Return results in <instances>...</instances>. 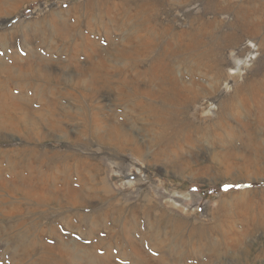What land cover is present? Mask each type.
<instances>
[{
  "label": "rangeland",
  "instance_id": "rangeland-1",
  "mask_svg": "<svg viewBox=\"0 0 264 264\" xmlns=\"http://www.w3.org/2000/svg\"><path fill=\"white\" fill-rule=\"evenodd\" d=\"M218 2L256 35L191 42L186 0H0V264H264V0Z\"/></svg>",
  "mask_w": 264,
  "mask_h": 264
},
{
  "label": "bare ground",
  "instance_id": "bare-ground-1",
  "mask_svg": "<svg viewBox=\"0 0 264 264\" xmlns=\"http://www.w3.org/2000/svg\"><path fill=\"white\" fill-rule=\"evenodd\" d=\"M223 1V0H222ZM187 4H192V3H196L199 2L200 4V8H199V12L197 13L196 17L193 19H190L189 17H186V22L188 23V26L185 27L183 33H188L190 36V41H201L202 44H207V39L209 37H211V39H218L221 36H223V33H225L224 35V41H229V36H232V40H242L244 38H248V37H252L254 36V26L252 25V23L250 22L249 18L247 16H245L243 14V7L241 6H237L236 9V13L239 15L237 17H235L237 20H235L234 24H232L231 22H229L228 24L225 25L226 27V31L225 32H221L220 31V27L222 26V24L224 23V20L220 19V16L222 13H227L229 10V6L226 4L225 5H220V3L218 2V0H186ZM126 3V2H125ZM183 4V3H182ZM232 5V4H231ZM116 6V5H115ZM107 8V7H106ZM144 8V7H143ZM142 8V9H143ZM145 9V8H144ZM137 10V9H136ZM174 10V9H173ZM144 11V10H143ZM142 11V12H143ZM235 11V10H234ZM231 12V11H229ZM233 12V11H232ZM146 13V12H145ZM170 14V13H169ZM210 15V18H207L206 16ZM142 16V14H141ZM145 16V15H144ZM172 16V15H171ZM212 16V17H211ZM110 20H115L114 17H110ZM170 17V16H169ZM150 19L152 20V18L150 17ZM156 19V18H155ZM159 19V18H157ZM223 19V18H222ZM149 18H141V23H139V25L144 28V26L146 25V23H148ZM160 21V19H159ZM165 22V21H164ZM174 22V21H173ZM162 25V23H160ZM174 24V23H173ZM216 27V31L218 33V37H214L213 33L208 32L207 29H210L212 27ZM158 27V24H157ZM224 28V27H223ZM164 29V28H163ZM162 29V30H163ZM158 30V29H157ZM178 30V28H177ZM172 31V30H171ZM258 31V30H257ZM134 32V31H133ZM153 32H155L153 30ZM213 32V31H212ZM180 33V32H179ZM154 34V33H153ZM176 34V33H175ZM135 35V34H134ZM137 35V34H136ZM148 35V34H147ZM178 35V34H177ZM256 35V34H255ZM175 36V35H174ZM169 37V36H168ZM172 37V36H171ZM137 39V38H136ZM173 39V38H172ZM139 40V39H138ZM137 40V41H138ZM170 40V39H169ZM174 40V39H173ZM188 41V40H187ZM189 41V42H190ZM170 43V41H168ZM174 42V41H173ZM177 42V41H176ZM188 42V44H189ZM155 43V42H154ZM212 43H214V40L212 41ZM181 44V43H180ZM179 44V45H180ZM134 45V44H133ZM148 45H150L148 43ZM154 45V44H153ZM186 45V44H185ZM184 45V46H185ZM190 45H192L190 43ZM232 45V44H231ZM130 46V45H128ZM147 46V45H146ZM184 46L182 48H184ZM199 46V44H198ZM165 48V47H164ZM172 49H174L175 47H173L172 44ZM205 48V47H204ZM120 49V48H119ZM118 49V50H119ZM201 49V48H200ZM123 50V49H122ZM161 50V49H160ZM166 50V49H165ZM168 50V49H167ZM191 50V49H190ZM207 50V49H206ZM175 51V50H174ZM184 51V50H183ZM213 51V50H212ZM152 52V51H151ZM162 52V51H161ZM160 52V53H161ZM164 52V51H163ZM179 52V49H178ZM217 52V51H216ZM188 53V52H187ZM121 54V53H120ZM212 54V53H211ZM219 57V56H218ZM188 58V57H186ZM199 61V60H198ZM172 62V61H171ZM221 62V61H220ZM167 62H165L166 64ZM215 63V62H214ZM218 63V62H216ZM244 93V92H243ZM255 93V92H254ZM247 95V94H245ZM168 106V105H167ZM181 109V107H179ZM156 109V108H155ZM183 110V109H182ZM180 111V110H179ZM184 111V110H183ZM182 111V112H183ZM181 112V113H182ZM180 113V112H179ZM166 116V115H165ZM178 116V115H177ZM177 119V118H176ZM178 120V119H177ZM180 126V125H179ZM178 128V127H177ZM73 252H75L73 250ZM80 258V257H79ZM79 260V259H78Z\"/></svg>",
  "mask_w": 264,
  "mask_h": 264
},
{
  "label": "trees",
  "instance_id": "trees-1",
  "mask_svg": "<svg viewBox=\"0 0 264 264\" xmlns=\"http://www.w3.org/2000/svg\"><path fill=\"white\" fill-rule=\"evenodd\" d=\"M222 187L224 188V186H222ZM222 187H221V186L219 187L220 191H222V190H223V189H222Z\"/></svg>",
  "mask_w": 264,
  "mask_h": 264
}]
</instances>
